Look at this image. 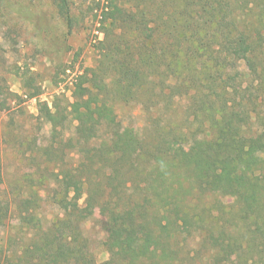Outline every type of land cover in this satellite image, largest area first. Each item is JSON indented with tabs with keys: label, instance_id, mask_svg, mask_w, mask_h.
Segmentation results:
<instances>
[{
	"label": "trees",
	"instance_id": "1",
	"mask_svg": "<svg viewBox=\"0 0 264 264\" xmlns=\"http://www.w3.org/2000/svg\"><path fill=\"white\" fill-rule=\"evenodd\" d=\"M56 2L69 21L68 0ZM143 2L105 7L99 62L75 84L69 113L59 97L38 109L53 139L43 153L58 168L57 203L84 207L37 224L40 194L8 193L0 169V229L15 221L25 231L7 235L0 264H185L184 248L197 238L204 264H264V7ZM146 93L166 105L187 100L203 117L198 129H158L147 139L125 125L110 96L130 103ZM69 116L77 125L66 138ZM98 208L104 261L82 227Z\"/></svg>",
	"mask_w": 264,
	"mask_h": 264
},
{
	"label": "rangeland",
	"instance_id": "2",
	"mask_svg": "<svg viewBox=\"0 0 264 264\" xmlns=\"http://www.w3.org/2000/svg\"><path fill=\"white\" fill-rule=\"evenodd\" d=\"M116 1L126 7L144 4L142 0H68V21L59 11L56 0H0V100L4 103L0 106V169L8 193L30 189L40 194L38 217L41 219L37 224L46 225L60 219L69 208L80 210L84 207L83 200L79 203L69 201L67 209L57 203L61 188L54 183L52 175L58 168L46 164L43 153L53 139L50 126L38 118V109L41 103L51 105L59 97L62 107H67L69 113L75 101V84L86 69L95 68L99 62L100 41L108 29L104 28L108 22L102 24L103 11ZM256 1L264 7V0ZM34 88L39 89L38 96L28 97L27 91H34ZM110 97L116 103L122 122L134 126L147 139L157 138L155 131L158 129L160 133L186 126L198 129L203 118H195L194 112L186 108L188 101H178V96L174 102L169 101L174 103L172 105L150 99L148 93L130 103L119 102L113 95ZM76 125L69 116L66 138L73 136ZM227 199L222 202L230 203ZM105 223V211L98 208L82 226L99 261L106 259ZM8 227L1 226L0 247L6 245L8 248L7 235L25 232H20L19 223L15 221ZM199 239L190 241L191 248H184L181 256L185 264H204L197 252ZM15 242H20L19 238ZM9 249L13 251L16 247Z\"/></svg>",
	"mask_w": 264,
	"mask_h": 264
}]
</instances>
